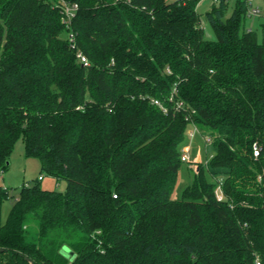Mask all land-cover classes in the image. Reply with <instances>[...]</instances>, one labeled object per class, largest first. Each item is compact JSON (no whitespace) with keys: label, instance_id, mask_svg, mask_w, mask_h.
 <instances>
[{"label":"trees","instance_id":"16d2710c","mask_svg":"<svg viewBox=\"0 0 264 264\" xmlns=\"http://www.w3.org/2000/svg\"><path fill=\"white\" fill-rule=\"evenodd\" d=\"M199 1L0 0V168L21 140L66 183L0 186V264H264V22L213 0L206 40Z\"/></svg>","mask_w":264,"mask_h":264},{"label":"rangeland","instance_id":"374dc122","mask_svg":"<svg viewBox=\"0 0 264 264\" xmlns=\"http://www.w3.org/2000/svg\"><path fill=\"white\" fill-rule=\"evenodd\" d=\"M167 1L171 2L173 0ZM234 2L235 0H230L227 16L231 12ZM253 3L255 6L264 7V2L261 0H254ZM213 4V0H200L196 7L197 13L200 17V25L203 29V35L206 40L215 39L213 31L204 17L205 12H207ZM262 22H264V20L257 18H246L244 26L247 29L255 30L259 37V24ZM190 147L191 161L188 164L182 165V169L180 170L181 173L179 174L180 177L178 180V187L185 186L186 181L188 180L187 175L191 174L188 171H190V169L194 171L196 166L195 164L202 162L205 159V146L203 145L202 139L196 132H194L193 139L191 138ZM36 180H39L38 182L40 187L45 190L63 192L66 188L65 181H59L56 183L55 179L52 177L40 174L38 160L33 157H28L25 154L23 142L18 140L14 144L13 150L8 158L7 168L4 171H2L0 168V186L9 189L11 194L16 196L23 185L31 184ZM173 196H175V194H173ZM10 206L11 200H7L3 203L1 209L2 220L6 219ZM61 253L63 255L66 254L65 257L68 263L74 260V253L69 254L64 252V249L61 250Z\"/></svg>","mask_w":264,"mask_h":264},{"label":"built area","instance_id":"2783aa9c","mask_svg":"<svg viewBox=\"0 0 264 264\" xmlns=\"http://www.w3.org/2000/svg\"><path fill=\"white\" fill-rule=\"evenodd\" d=\"M246 4H247V11H246V18H257V19H261L264 20V7H258L255 6L253 1L254 0H245ZM77 9V5L76 4H67V3H63L62 4V11L64 13V17L67 23L70 22V19L73 17V12L74 10ZM69 42L73 43V34H70L69 36ZM77 58L79 59V61L83 64V65H87V59L82 55V54H77ZM152 103L155 106H158L159 108H161L164 112H165V108L160 104V102L158 100H153ZM176 108L182 106V103H176L175 104ZM194 132L197 133L196 128H194V126H190L186 132V138H187V142L181 147L180 150V161L183 163L188 164L191 161V147H190V142H191V138L193 139V135ZM198 134V133H197ZM203 145L206 147L211 143V139L210 138H204L202 139ZM258 148L256 146L253 147V156L257 157L258 156ZM197 166H195L196 168ZM41 179V178H39ZM215 194H216V198L217 200H222L223 199V194L220 188V184L217 186L216 190H215ZM254 264H262V262L256 258L254 260Z\"/></svg>","mask_w":264,"mask_h":264},{"label":"water","instance_id":"95a60500","mask_svg":"<svg viewBox=\"0 0 264 264\" xmlns=\"http://www.w3.org/2000/svg\"><path fill=\"white\" fill-rule=\"evenodd\" d=\"M64 249V252H67V253H69V254H71L72 252L70 251V250H68L67 248H63ZM65 256H66V254H65Z\"/></svg>","mask_w":264,"mask_h":264}]
</instances>
